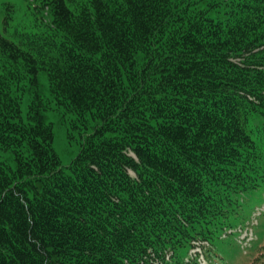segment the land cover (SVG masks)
<instances>
[{"label": "trees", "instance_id": "trees-1", "mask_svg": "<svg viewBox=\"0 0 264 264\" xmlns=\"http://www.w3.org/2000/svg\"><path fill=\"white\" fill-rule=\"evenodd\" d=\"M23 3L0 1V264H197L264 183V0Z\"/></svg>", "mask_w": 264, "mask_h": 264}, {"label": "rangeland", "instance_id": "rangeland-1", "mask_svg": "<svg viewBox=\"0 0 264 264\" xmlns=\"http://www.w3.org/2000/svg\"><path fill=\"white\" fill-rule=\"evenodd\" d=\"M1 1V0H0ZM15 2L18 11H24L23 0H11ZM43 92L46 91L47 81L41 76ZM31 94L25 92L22 101V114L25 116ZM46 120L53 125L54 140L53 147L58 154L62 165L70 164L79 149L78 130L71 126V115L59 110H48L45 112ZM241 214L247 219L253 209L264 202V183L258 187L241 193ZM255 240L249 247L248 253H243L236 241V234H229L225 238L213 241V251L210 252L215 264H247L249 258L256 257L264 252V212L258 217V224L254 226ZM264 264V258H263Z\"/></svg>", "mask_w": 264, "mask_h": 264}, {"label": "built area", "instance_id": "built-area-1", "mask_svg": "<svg viewBox=\"0 0 264 264\" xmlns=\"http://www.w3.org/2000/svg\"><path fill=\"white\" fill-rule=\"evenodd\" d=\"M259 210H257V212L255 213V214H259ZM251 233L249 232L248 233V231H244V233L241 235V240L244 242V243H246V241H247V239H248V237H249V235H250ZM246 236H247V238H246ZM244 239V240H243Z\"/></svg>", "mask_w": 264, "mask_h": 264}]
</instances>
